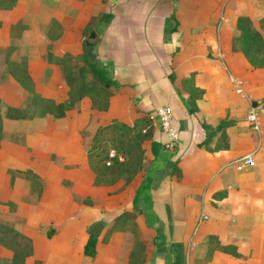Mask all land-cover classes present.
<instances>
[{
	"label": "crops",
	"instance_id": "1",
	"mask_svg": "<svg viewBox=\"0 0 264 264\" xmlns=\"http://www.w3.org/2000/svg\"><path fill=\"white\" fill-rule=\"evenodd\" d=\"M4 3L8 5L7 25L28 21V27L21 25L14 33L22 45L45 44L49 33L56 35L55 53L74 46L82 52L85 43L115 80L106 109L91 110L90 132L114 117L130 122L146 114L152 120L151 135L142 141L143 168L128 183L117 179L84 192L94 204L90 213L83 214L90 208L82 206L75 215L76 225L87 227L77 238L68 236L70 243L77 240L75 250L89 257L82 253V245L88 233H93L94 260L103 256L110 260L118 252L123 255L121 263L127 264L129 249L111 248L112 234L104 243L108 248L102 252L99 248L112 216L126 211L135 212L145 245L140 264H194L206 246L213 244L219 247L204 264H264V139L238 124L247 102L232 93L226 75L236 58L238 66L233 70L246 76L247 60L231 49V37L237 33L235 19L241 14L254 17L255 11L257 16L264 15V0ZM190 72L193 85L201 90L193 112L187 110V90L180 83ZM250 73L249 91L260 95L264 77ZM253 83L259 85L255 90ZM161 104L169 105L171 124L177 130L172 149L163 147L165 134L154 115ZM227 118L234 123L215 128ZM250 152L253 163L237 168L238 158ZM174 161L178 172L170 173ZM64 217L68 219L67 210ZM220 245L233 246V250Z\"/></svg>",
	"mask_w": 264,
	"mask_h": 264
},
{
	"label": "rangeland",
	"instance_id": "2",
	"mask_svg": "<svg viewBox=\"0 0 264 264\" xmlns=\"http://www.w3.org/2000/svg\"><path fill=\"white\" fill-rule=\"evenodd\" d=\"M4 1L0 0V225L11 227L28 238L30 252L24 257L23 264H122L123 255L118 252L110 260L103 256L97 261L92 256H82L75 250L79 247L76 239L72 243L68 240L69 235L76 237L80 232L87 231V227L76 225L75 219L82 206L90 208L86 212L82 211L83 214H88L94 204L91 195L84 192L94 185L113 183L93 182L94 171L86 154L95 131L90 132L93 115L91 110L104 109L97 108L90 95L85 94L75 100L62 116H53L43 111L32 95L35 93L38 97L54 100L66 98L70 88L64 78V67L70 74L88 80L91 75L84 71L81 47L74 46L55 53L53 41L56 35L53 33L48 34L45 44L22 45L14 37V33L21 25L28 27V21H19L14 27L7 25L4 12L8 5ZM247 10L252 12V7L248 6ZM253 13L254 17L244 15L251 19L264 37V15L257 16L256 11ZM236 32L231 37V49L239 56L243 53L238 30ZM84 39L82 37L81 42ZM28 58L31 60V68ZM43 60L45 65L41 64ZM236 63L235 58L232 60V67ZM248 65L246 76L230 66L226 75L232 93L247 102L244 116L238 124L243 131L263 140L264 92L253 95L249 89L250 72L259 73L263 78L264 64ZM235 75L243 80V95L232 88L230 78ZM252 85L254 90L259 87L255 83ZM109 90L111 93V88ZM251 107L258 115V129L253 128L247 119ZM222 121V126L234 123L232 118ZM107 143L108 141H104V145L108 146ZM250 156L252 161L248 165L253 163L252 153ZM127 175L124 171L117 179L123 180L122 184H125L136 174L131 178ZM66 210L67 223L64 219ZM134 217L135 212H121L112 216L111 223L102 235L100 252L108 248L104 243L112 234L111 248L118 250L126 246L129 249L127 264H140L145 245L141 241ZM47 231L50 232L49 236L46 235ZM194 246L189 244L188 247ZM217 247V244L207 245L194 264L206 263ZM220 247L233 250V246L229 245ZM10 255L11 248L0 241V264H10Z\"/></svg>",
	"mask_w": 264,
	"mask_h": 264
},
{
	"label": "trees",
	"instance_id": "3",
	"mask_svg": "<svg viewBox=\"0 0 264 264\" xmlns=\"http://www.w3.org/2000/svg\"><path fill=\"white\" fill-rule=\"evenodd\" d=\"M235 28L238 30L241 51L247 62L251 66L263 65L264 37L252 24L251 19L247 15H237ZM88 47L83 43L81 58L84 71L89 73L91 77L88 80H83L78 75L70 74L64 67V78L70 88V93L66 98L54 100L38 97L35 93L32 94L43 111L49 112L53 116H62L75 100L85 94L90 95L97 108L105 109L107 107V99L110 95L109 89L116 82L110 76L108 70L97 61L94 53ZM170 76L172 75L170 74ZM180 83L187 90V110L193 112L196 108L194 99L200 94V89L193 85V72L184 76ZM222 123V120L219 121L215 128L221 127ZM201 125L206 127L203 122H201ZM1 128L0 119V131ZM151 130L152 121L149 115L146 114L136 115L130 122L114 117L98 125L93 132L86 153L94 171L93 182L112 183L124 171L128 173V178L140 171L145 163L142 141L151 135ZM105 133L107 135H104ZM104 141H108V146L104 145ZM216 147H219L218 144ZM109 148L114 149V155L108 156ZM118 156L121 158H118ZM106 160H109L108 164L105 163ZM169 172H178L175 161L171 164ZM123 213L130 212L125 211ZM46 235L49 236L50 232L47 231ZM0 241L11 248L10 264H23L24 257L30 252L29 240L25 235L11 227L0 225ZM95 242V235L88 233L82 245V253L88 256L93 255Z\"/></svg>",
	"mask_w": 264,
	"mask_h": 264
},
{
	"label": "built area",
	"instance_id": "4",
	"mask_svg": "<svg viewBox=\"0 0 264 264\" xmlns=\"http://www.w3.org/2000/svg\"><path fill=\"white\" fill-rule=\"evenodd\" d=\"M230 81H231L233 90L236 93L243 95L242 78L238 75H235V76H231ZM154 115H155V118L158 122L160 129L165 134V140L163 142V147L166 149H172L177 143L178 135H177V130L171 124V109L169 105L167 104L157 105L154 109ZM247 119L252 124L253 128L258 129V126H259L258 115L256 113V110L253 107H251L248 110ZM107 154L108 156L114 155L115 154L114 149L109 148ZM118 158H121V157L118 156ZM237 161L238 162L236 163V167L242 168L243 166L250 164L252 161V158L250 156V153H246L240 158H238ZM108 162L109 160H106L105 163L108 164Z\"/></svg>",
	"mask_w": 264,
	"mask_h": 264
},
{
	"label": "water",
	"instance_id": "5",
	"mask_svg": "<svg viewBox=\"0 0 264 264\" xmlns=\"http://www.w3.org/2000/svg\"><path fill=\"white\" fill-rule=\"evenodd\" d=\"M92 35H93V32H92V31H90V32H89V36H92Z\"/></svg>",
	"mask_w": 264,
	"mask_h": 264
}]
</instances>
